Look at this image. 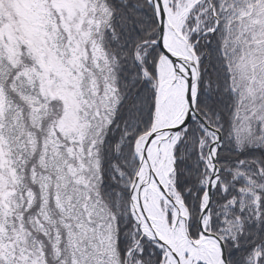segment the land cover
Instances as JSON below:
<instances>
[{
    "label": "snow or ice",
    "instance_id": "obj_1",
    "mask_svg": "<svg viewBox=\"0 0 264 264\" xmlns=\"http://www.w3.org/2000/svg\"><path fill=\"white\" fill-rule=\"evenodd\" d=\"M0 264H264V0H0Z\"/></svg>",
    "mask_w": 264,
    "mask_h": 264
}]
</instances>
